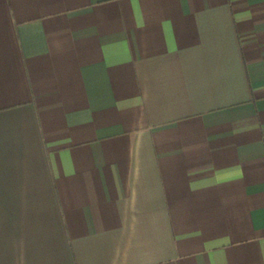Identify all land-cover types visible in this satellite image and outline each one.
Masks as SVG:
<instances>
[{
  "label": "crops",
  "instance_id": "crops-1",
  "mask_svg": "<svg viewBox=\"0 0 264 264\" xmlns=\"http://www.w3.org/2000/svg\"><path fill=\"white\" fill-rule=\"evenodd\" d=\"M0 264H264V0H0Z\"/></svg>",
  "mask_w": 264,
  "mask_h": 264
}]
</instances>
